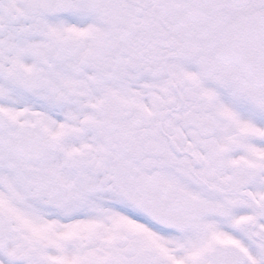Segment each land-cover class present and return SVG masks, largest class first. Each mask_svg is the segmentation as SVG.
<instances>
[{
  "label": "snow or ice",
  "instance_id": "6c2138e0",
  "mask_svg": "<svg viewBox=\"0 0 264 264\" xmlns=\"http://www.w3.org/2000/svg\"><path fill=\"white\" fill-rule=\"evenodd\" d=\"M0 264H264V0H0Z\"/></svg>",
  "mask_w": 264,
  "mask_h": 264
}]
</instances>
